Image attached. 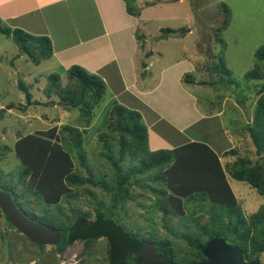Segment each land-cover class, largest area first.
<instances>
[{"label": "trees", "instance_id": "16d2710c", "mask_svg": "<svg viewBox=\"0 0 264 264\" xmlns=\"http://www.w3.org/2000/svg\"><path fill=\"white\" fill-rule=\"evenodd\" d=\"M220 5L223 19L216 28V39L224 48L226 43L219 33L229 26L230 9L222 2ZM128 9L131 11L130 6ZM174 31L170 28L162 29L155 38H163ZM0 33L10 38L23 52H28L34 64L52 54L51 42L46 36L32 35L19 28L3 25L1 21ZM29 47L31 52L28 51ZM254 59L253 68L244 74L246 79L261 78L264 43L256 48ZM218 62L211 69L216 72L222 67L221 71L227 72L228 69L221 66L223 60L219 58ZM208 83L213 85V81ZM219 83L222 84L221 81ZM17 84L24 92L25 103L22 108L35 104L23 80L19 79ZM43 93L48 99L44 105L59 103L65 110L77 108L78 114L76 125H54L44 131L18 135L12 147L0 145V159L13 150L20 162V166L15 169V180L11 179L12 173L3 174L0 170V174H3L0 176V189L11 195L26 217L53 230L82 228L80 254L89 253L92 244L103 237L106 240L105 264H132L130 261L144 264L143 258L132 251L131 241L126 245L117 240L116 236L121 233L133 237L135 242L150 243L158 256L168 257L174 264H191L203 259L206 243L217 237L237 247L247 261L259 259L264 254V202L255 212L246 216L241 205L244 200L234 194L226 179L227 173L230 178L246 183L264 196V83L256 92L251 124L246 126L254 147V158L238 155L236 147H233L224 152V155L234 156L225 167L214 151L201 142H189L173 149L150 150L147 127L141 114L124 105L113 104L109 109L105 130L97 134L96 138L99 142L97 154L110 166L108 178L95 176L90 167H85L87 158L82 150L83 137L80 129L91 124L94 109L102 101L105 93L102 78L79 65H72L66 70L64 84L58 74L50 73ZM52 96L57 99H52ZM1 112H4L3 108L0 109V118ZM123 163H126L124 168ZM83 168L87 175L82 174ZM140 174H146L149 182H142L137 177ZM135 184L150 191L154 197L151 198V208L160 212L163 217L180 214L178 217L181 218L183 210L188 209V203L200 199L211 202V207L199 214L208 215L205 222L200 223V217L194 218L196 233L192 235L186 232L182 235L188 245V249H183L187 250L186 254L177 255L169 240H157L150 235L145 237L138 229L129 230L116 212L113 213L116 215L115 223L107 219L109 213L104 210L101 200H96L94 213L72 207L66 216L61 205H72V199L80 191L95 198L89 189L92 186L99 187L108 194L110 206L121 208L127 200L134 199L131 187ZM17 189L20 197L27 199L17 196ZM28 201H33L32 204L38 206L40 215L36 219L26 208ZM195 208L199 210L204 207L199 205ZM193 212L195 211L192 210ZM92 215L94 219L90 221L89 217ZM0 218L6 228L13 227L1 209ZM29 241L40 250L44 248L42 244ZM72 243L73 241H69L54 247L60 252ZM78 264H83V259Z\"/></svg>", "mask_w": 264, "mask_h": 264}, {"label": "rangeland", "instance_id": "374dc122", "mask_svg": "<svg viewBox=\"0 0 264 264\" xmlns=\"http://www.w3.org/2000/svg\"><path fill=\"white\" fill-rule=\"evenodd\" d=\"M126 2L130 4L132 1L126 0ZM221 2L230 9L229 26L219 33L226 43L224 48H222V43L216 39V28L223 19ZM187 5L196 8V11L198 9L197 15H193V22H189L188 26H186L185 21L179 18L175 21L170 20L167 25L171 27L174 24L178 28H187L192 25L197 28L196 32L192 36L183 38L182 42L162 41L156 48L160 49L159 51L165 57L183 54L185 50L187 52L197 50L202 52L203 60L198 64L196 76L199 78L203 77L206 82L213 81V87L211 86L208 91L204 92L196 91L199 106L203 108H201L202 110L222 108L224 126L237 139L234 145L237 154L253 159L254 147L247 134L246 126L251 124L250 118L252 117L253 105L257 98L256 92L264 83V63L260 65L261 78L246 79L244 74L253 68L255 63L254 52L256 48L264 43V0H183V4H179L175 8L177 17H180V14L182 16L179 7L180 9H185ZM173 15L175 14H169L168 17ZM154 26V24H151L145 30L151 37L148 41V45L151 47L154 45ZM184 33V31H181L177 35ZM198 36L200 40L197 38ZM175 40H179V38ZM30 49L29 47L28 51L31 52ZM28 54V52H23V49H19L10 38L0 33V109L3 108L5 110L1 112L2 117L0 118V145L6 144L12 147L18 135L39 130L44 131L50 128L52 125H50V121L46 120L47 118L44 119L46 116L62 123L64 121H68L66 123L69 124L76 123L77 108L65 110L59 103L44 105L43 102H46L47 98L43 93L41 95L40 91L47 85L46 71H48L49 67L47 65L49 62L41 60L38 64H34ZM219 58L223 60V64L220 65L226 67L228 69L227 72H222V67L216 72L211 69L212 66L219 63ZM52 73L57 74L58 72L54 71ZM19 79H22L26 84L27 89L34 97L33 101L36 102L28 107L34 111L29 115L25 111L16 110L19 107V102L25 103L24 92L19 89L17 84ZM53 98L57 99L55 96H52ZM101 109H103L102 101L94 110L95 115L98 116L100 114V117L93 127H89L83 135L82 150L87 158L85 167H90L92 174L95 176L108 178L110 166L104 158L97 154L99 151V142L96 141L97 134L105 130L107 118L103 110L100 113ZM22 114L27 116L24 117ZM32 114L38 116H32ZM38 117L43 120L38 119ZM29 123L34 126L29 125ZM56 126L59 127L58 124ZM90 137L92 139L88 141L87 138ZM86 140L87 142L85 143ZM233 158L234 156L232 160ZM123 164L124 168L126 163ZM19 166L20 162L13 150L0 159L1 172L3 174L12 173L11 179L13 180H15V169ZM3 174H0V176ZM82 174L87 175L84 168ZM137 177L144 183L149 182L146 179V174H140ZM137 184L131 187V194L134 195V199L127 200L121 208L110 206L108 194L101 188L92 186H89V189L95 198L88 193L80 191L78 196L72 199V205L69 206V204L64 202L61 205L66 216L68 210L72 207L80 211H91L94 213L97 207L96 200H101L104 210L109 213L107 219L115 223L116 215L114 216L113 213L116 212L119 219L122 218L129 230L138 229L145 237L150 235L157 240H169L177 255L186 254L187 250L183 249H188V245L182 235L186 232L192 235L196 233L193 225L194 218L200 217V223L205 222L208 219V215L199 214H201L200 211L207 207L210 208L211 202L208 199L193 201L188 203V209L183 210V217L179 218L180 214L163 217L160 212H156L151 208V198L154 199V197L150 191L144 190ZM230 186L238 195L242 196V198H239L244 200L241 205L246 216L255 212L264 202V196L259 195L246 183L230 179ZM238 189L240 190L239 192L237 191ZM15 194L20 197L18 189L15 190ZM238 195L236 194L237 197ZM20 198L27 199L24 196ZM28 202V206H25L33 214V218L36 219L40 215L38 206L32 204L33 201L31 203L30 201ZM199 205L204 208L199 210L195 208ZM192 210L195 212L192 213ZM93 219L94 215L89 217L90 221ZM226 242L229 243L228 241ZM177 247L181 249L176 250ZM81 249L82 242L76 240L60 252L51 244L44 245V248L40 250L26 236L16 231L14 227L6 228L0 218V264H78L81 259H83V264L106 263V240L103 237L98 238L92 244L89 253L80 254ZM259 260L264 264V254H261ZM130 262L132 263L133 261Z\"/></svg>", "mask_w": 264, "mask_h": 264}, {"label": "crops", "instance_id": "0c3cea01", "mask_svg": "<svg viewBox=\"0 0 264 264\" xmlns=\"http://www.w3.org/2000/svg\"><path fill=\"white\" fill-rule=\"evenodd\" d=\"M131 1L128 4L126 0H0V21L8 27L49 38L52 54L43 60L49 62L46 77L56 71L64 84L66 70L79 65L102 78L105 93L100 113L102 110L106 113V123L110 107L124 105L141 114L150 150L201 142L214 151L225 167L233 156L224 152L233 148L237 139L224 126L222 108L202 110L199 106L196 91H208L212 86L203 77L196 76L198 64L203 60L202 52L185 50L183 54L165 57L156 48L162 41L182 42L183 38L192 36L197 29L195 26L178 28L167 24L180 18L188 26L198 9L189 5L185 9L179 7L182 16L177 17L175 8L183 4V0ZM169 14L175 15L168 17ZM151 24L155 25L152 47L148 45L151 37L145 32ZM166 28L175 31L155 38ZM180 31L185 33L177 35ZM177 38L179 40H175ZM197 38L200 40L199 36ZM40 92L42 95L43 89ZM23 106L24 103L19 102L16 110L25 111L27 115L34 112L28 108L31 105ZM99 117L100 114L94 113L91 124L80 128L82 137ZM45 118L52 126L62 123ZM226 179L230 186L232 178L227 173Z\"/></svg>", "mask_w": 264, "mask_h": 264}, {"label": "water", "instance_id": "95a60500", "mask_svg": "<svg viewBox=\"0 0 264 264\" xmlns=\"http://www.w3.org/2000/svg\"><path fill=\"white\" fill-rule=\"evenodd\" d=\"M0 209L12 226L34 243L42 245L64 244L76 241L82 237V228L53 230L26 217L16 206L11 195L0 189ZM117 240L128 245L131 241L132 251L140 255L144 264H174L168 257H159L156 249L148 242H135V239L125 233L118 234ZM135 243V244H134ZM191 264H263L259 259L245 260L237 247L217 237L209 240L204 248V258Z\"/></svg>", "mask_w": 264, "mask_h": 264}, {"label": "flooded vegetation", "instance_id": "af4514ba", "mask_svg": "<svg viewBox=\"0 0 264 264\" xmlns=\"http://www.w3.org/2000/svg\"><path fill=\"white\" fill-rule=\"evenodd\" d=\"M159 257H162V256L160 255ZM132 264H134V263L132 262Z\"/></svg>", "mask_w": 264, "mask_h": 264}]
</instances>
